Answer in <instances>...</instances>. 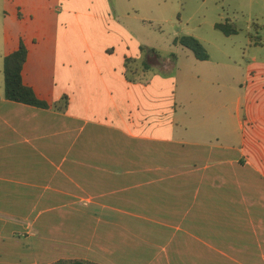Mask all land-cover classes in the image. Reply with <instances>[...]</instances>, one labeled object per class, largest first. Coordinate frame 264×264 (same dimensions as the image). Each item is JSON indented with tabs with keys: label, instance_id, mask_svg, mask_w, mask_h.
<instances>
[{
	"label": "crops",
	"instance_id": "obj_1",
	"mask_svg": "<svg viewBox=\"0 0 264 264\" xmlns=\"http://www.w3.org/2000/svg\"><path fill=\"white\" fill-rule=\"evenodd\" d=\"M21 1L16 20L39 25L6 55L22 40L23 83L67 107L8 101L0 82V264H21L2 259L5 236L54 245V261L28 264H264V63L249 55L229 93L211 82L194 117L177 58L142 70L132 0ZM235 1L259 45L264 0Z\"/></svg>",
	"mask_w": 264,
	"mask_h": 264
},
{
	"label": "rangeland",
	"instance_id": "obj_2",
	"mask_svg": "<svg viewBox=\"0 0 264 264\" xmlns=\"http://www.w3.org/2000/svg\"><path fill=\"white\" fill-rule=\"evenodd\" d=\"M26 1L28 3L29 0ZM110 1L115 3V0ZM21 3V0H0V82L3 87V56L14 47L18 32L23 30L24 34L29 35L39 25V17L35 12L28 11V16L34 15V20L28 19L21 23L16 20V15L22 11L19 7ZM31 3L27 6L30 7ZM132 6L135 7L131 9L132 17L124 22L129 24L136 38L147 46L145 48L151 47L158 52L159 60L153 56L149 59L152 66L161 69L160 61L169 58L171 53L176 56L174 71L177 73V97L187 96L188 88L195 89L191 108L193 114L197 113L194 117L205 114L206 103L201 102L203 99L208 101L213 95L206 90L211 82L214 81L216 89L222 92L227 89L229 93L228 86L239 89L249 55L264 63V31L253 27L251 36L257 37L255 41L261 43L249 45L250 35L245 28L247 20L250 23L260 20L249 18L247 12L241 13L235 0H132L130 8ZM225 22H237V35L227 37L214 28V23ZM181 36L198 39L206 49L209 60L199 61L188 49L174 46L173 40ZM231 95L234 101L235 91H231ZM212 98H219V95ZM2 245L7 249L2 258L7 263L17 260L21 264L54 261L57 257L54 245L48 240L5 236Z\"/></svg>",
	"mask_w": 264,
	"mask_h": 264
},
{
	"label": "trees",
	"instance_id": "obj_3",
	"mask_svg": "<svg viewBox=\"0 0 264 264\" xmlns=\"http://www.w3.org/2000/svg\"><path fill=\"white\" fill-rule=\"evenodd\" d=\"M214 28L221 33H223L225 36L234 35L237 33L236 27L229 22L225 23H216L214 25ZM174 45H179L181 47H184L185 49H188L193 56L199 60V61H207L209 59V55L204 48V46L201 44V42L196 39L193 36H181L177 37L173 40ZM141 53L146 56L147 60L141 64L142 70L147 71L152 67L151 62L149 61L150 56H153L155 59L159 60L158 52L153 48H145L140 47ZM150 54V56H149ZM27 58V49L25 47V44L22 40H20L19 45L17 49H15L10 54L6 55L3 58V66H2V72L4 77V99L33 106L40 109H49L52 108L56 111L63 112L65 111L67 107V97L63 96L59 102L49 105L45 101L39 100L34 91L26 86L21 77V71L23 64L25 63ZM169 58L171 60H174L176 56L174 54H170ZM130 62H133V60H126L127 64V80L133 81V79L130 77L131 68L128 66ZM53 264H94L87 261L82 260H59L54 262Z\"/></svg>",
	"mask_w": 264,
	"mask_h": 264
}]
</instances>
